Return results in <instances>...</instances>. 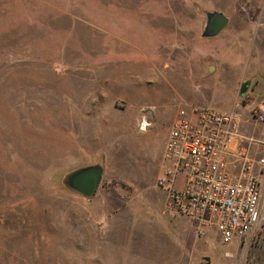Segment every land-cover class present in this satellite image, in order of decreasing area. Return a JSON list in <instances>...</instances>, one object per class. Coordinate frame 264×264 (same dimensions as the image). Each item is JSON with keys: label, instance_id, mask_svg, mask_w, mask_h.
<instances>
[{"label": "rangeland", "instance_id": "obj_1", "mask_svg": "<svg viewBox=\"0 0 264 264\" xmlns=\"http://www.w3.org/2000/svg\"><path fill=\"white\" fill-rule=\"evenodd\" d=\"M244 73L264 86V0H0V264H264V228L223 245L158 186L194 107L240 113L264 155V87L232 109ZM95 165L94 198L67 189Z\"/></svg>", "mask_w": 264, "mask_h": 264}, {"label": "built area", "instance_id": "obj_2", "mask_svg": "<svg viewBox=\"0 0 264 264\" xmlns=\"http://www.w3.org/2000/svg\"><path fill=\"white\" fill-rule=\"evenodd\" d=\"M264 123V115L257 116ZM242 115L194 107L172 124L158 186L167 208L215 230L223 245L247 240L264 228V155L256 160ZM264 151V142L259 143ZM256 166V171H255Z\"/></svg>", "mask_w": 264, "mask_h": 264}, {"label": "water", "instance_id": "obj_3", "mask_svg": "<svg viewBox=\"0 0 264 264\" xmlns=\"http://www.w3.org/2000/svg\"><path fill=\"white\" fill-rule=\"evenodd\" d=\"M229 25V18L221 13H209L206 28L203 32L204 38H215L220 35ZM104 170L95 165L78 169L68 174L64 184L72 193L91 200L95 197L102 182Z\"/></svg>", "mask_w": 264, "mask_h": 264}, {"label": "crops", "instance_id": "obj_4", "mask_svg": "<svg viewBox=\"0 0 264 264\" xmlns=\"http://www.w3.org/2000/svg\"><path fill=\"white\" fill-rule=\"evenodd\" d=\"M254 75L256 76V73L253 75H250V73H244V75H241L237 78V81L233 87V92H231L235 98L232 109L241 107L243 113H246L250 109V105L240 106L239 101L244 98V96H246V93L251 94V98L256 96L257 93L259 94L261 89L264 87L263 84H261ZM262 114L264 115V112ZM253 157L255 156L253 155ZM253 235L250 236L247 240H243L241 242L237 241L232 244L237 243L241 245L243 242H251L253 240ZM185 263L186 260L183 262V264Z\"/></svg>", "mask_w": 264, "mask_h": 264}, {"label": "bare ground", "instance_id": "obj_5", "mask_svg": "<svg viewBox=\"0 0 264 264\" xmlns=\"http://www.w3.org/2000/svg\"><path fill=\"white\" fill-rule=\"evenodd\" d=\"M145 126H146V122L144 121L143 124H142V130L145 129Z\"/></svg>", "mask_w": 264, "mask_h": 264}]
</instances>
